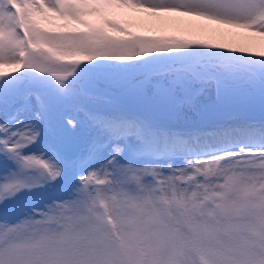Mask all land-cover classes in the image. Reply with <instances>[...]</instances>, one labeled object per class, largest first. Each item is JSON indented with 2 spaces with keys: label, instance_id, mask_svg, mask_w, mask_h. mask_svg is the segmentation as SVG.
Listing matches in <instances>:
<instances>
[{
  "label": "snow or ice",
  "instance_id": "snow-or-ice-1",
  "mask_svg": "<svg viewBox=\"0 0 264 264\" xmlns=\"http://www.w3.org/2000/svg\"><path fill=\"white\" fill-rule=\"evenodd\" d=\"M162 14L264 38V0H0V264H264V51Z\"/></svg>",
  "mask_w": 264,
  "mask_h": 264
},
{
  "label": "rangeland",
  "instance_id": "rangeland-1",
  "mask_svg": "<svg viewBox=\"0 0 264 264\" xmlns=\"http://www.w3.org/2000/svg\"><path fill=\"white\" fill-rule=\"evenodd\" d=\"M136 14L138 17H143L145 14H137V13H132ZM162 15H168L171 21L173 22H168V23H159V22H149L151 26V30H144V29H139V28H134L131 29L132 31H137L140 32L143 35H148V36H163V37H169V38H174L177 40H184V41H190V42H196L194 43L193 46H196V44H208V45H215L217 47H213L210 49H203V50H210V51H220V52H226L229 53V49L233 48H239L241 46L235 45H227V44H221V43H215L211 41V38L215 39L217 38H237V37H242L245 35L246 38L248 39H253L257 40V42L264 43V38L254 36L252 33L249 32H244L243 30L240 29H232V28H227L223 25H216L212 24L209 21H203V20H197L196 18L193 17H182L178 16L176 14H162ZM195 20L194 21H191ZM195 27L191 28L185 25L181 26V23H189ZM189 24V25H190ZM253 41V40H252ZM258 51H264V46L259 44L258 46L251 47V53H235L237 55H246L250 56L251 58H256L255 53ZM232 54V53H229ZM71 117L74 120H77L80 122L82 125L84 116L83 113L78 111V105L74 103H70L64 107H61L56 116V120L59 123H65L66 124V118ZM84 128L82 126H78L76 129H72L70 125H67V132H66V141H67V146L70 150H72L76 142L84 135ZM4 166L0 164V172L3 171Z\"/></svg>",
  "mask_w": 264,
  "mask_h": 264
},
{
  "label": "bare ground",
  "instance_id": "bare-ground-1",
  "mask_svg": "<svg viewBox=\"0 0 264 264\" xmlns=\"http://www.w3.org/2000/svg\"><path fill=\"white\" fill-rule=\"evenodd\" d=\"M137 14L141 15L140 13H137ZM130 15H132L133 17H138L136 14H130ZM191 21L195 22V20H192V19H191ZM187 24L191 28H195V29L197 28V27H195V25L192 26L190 24V22L186 23V24L181 23V26H185V25L187 26ZM211 41H213L215 43H217L219 41L218 43H221V44L223 43V44H227V45H231V46L239 45L241 47H250V48L258 46L259 44L264 46L263 42L259 43V42H257V40H254V38L253 39H248V38L245 37V35L242 36V37H237V38H217L216 37L215 39L211 38Z\"/></svg>",
  "mask_w": 264,
  "mask_h": 264
}]
</instances>
